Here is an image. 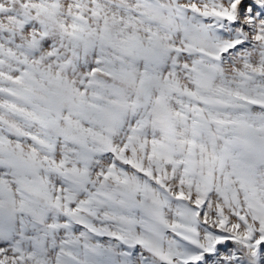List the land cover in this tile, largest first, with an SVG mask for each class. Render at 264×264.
Masks as SVG:
<instances>
[{
    "label": "snow or ice",
    "instance_id": "obj_1",
    "mask_svg": "<svg viewBox=\"0 0 264 264\" xmlns=\"http://www.w3.org/2000/svg\"><path fill=\"white\" fill-rule=\"evenodd\" d=\"M0 264H264V0H0Z\"/></svg>",
    "mask_w": 264,
    "mask_h": 264
},
{
    "label": "rangeland",
    "instance_id": "obj_2",
    "mask_svg": "<svg viewBox=\"0 0 264 264\" xmlns=\"http://www.w3.org/2000/svg\"><path fill=\"white\" fill-rule=\"evenodd\" d=\"M100 240H101V242H105V241H107L108 240V238L107 237H101V238H99Z\"/></svg>",
    "mask_w": 264,
    "mask_h": 264
}]
</instances>
